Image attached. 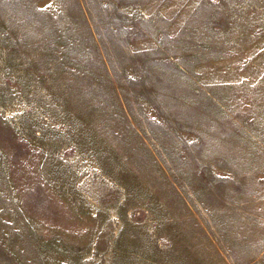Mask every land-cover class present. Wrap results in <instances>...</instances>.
I'll use <instances>...</instances> for the list:
<instances>
[{"label": "rangeland", "instance_id": "obj_1", "mask_svg": "<svg viewBox=\"0 0 264 264\" xmlns=\"http://www.w3.org/2000/svg\"><path fill=\"white\" fill-rule=\"evenodd\" d=\"M0 264H264V0H0Z\"/></svg>", "mask_w": 264, "mask_h": 264}]
</instances>
